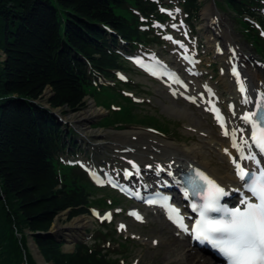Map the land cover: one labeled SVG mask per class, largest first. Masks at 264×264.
I'll list each match as a JSON object with an SVG mask.
<instances>
[{
  "label": "trees",
  "instance_id": "obj_1",
  "mask_svg": "<svg viewBox=\"0 0 264 264\" xmlns=\"http://www.w3.org/2000/svg\"><path fill=\"white\" fill-rule=\"evenodd\" d=\"M223 1L264 55V38L245 18L263 28L264 0ZM178 3L187 20L198 16V0ZM164 18L154 0H0V264H36L26 230L52 264H117L100 245L101 232L72 252L45 234L60 211L69 208L68 218L89 212L90 194L78 165L57 170L66 147L62 125L35 100L50 87L51 108L79 109L98 77L114 79L113 70L123 68L119 38L127 46L146 43L153 29L140 26Z\"/></svg>",
  "mask_w": 264,
  "mask_h": 264
},
{
  "label": "rangeland",
  "instance_id": "obj_2",
  "mask_svg": "<svg viewBox=\"0 0 264 264\" xmlns=\"http://www.w3.org/2000/svg\"><path fill=\"white\" fill-rule=\"evenodd\" d=\"M158 1L168 3L170 0ZM214 1L218 2V6L213 3V0H199L198 18L190 24L182 23L184 14L177 5V0H172L174 5L169 7L165 5L169 10L167 13L168 28H164L161 32L156 30L152 35V41L144 46H136L132 52L136 53L142 50L153 57L178 66L182 74L188 78L189 88L196 89L197 92L201 91L205 97L208 92L206 85L212 86L225 115L227 114L229 117V111L225 104L228 96L225 86L228 80L226 76L228 65L223 61L224 56L214 57L212 46L208 47V45L217 43L221 48L226 45V49L233 50L234 48L237 54L238 48L246 51L248 55L244 64L247 65V62L251 60L250 66L253 72L263 80L264 55L255 48L252 38L246 33L232 9L223 0ZM202 11L206 12L205 17L209 18L208 23H205ZM115 12L128 16L126 9L122 7H116ZM155 25L157 29L158 26ZM172 25H175L176 34L189 43L190 50L196 59L194 67L199 70L197 75L186 74L172 43L173 40H176L172 34ZM168 33L171 35V39H167ZM226 41L230 42L231 46L225 44ZM254 60L257 63H254ZM121 73L125 75L126 79H121L118 74L114 81H104L103 85L106 87L98 86L96 87L98 90L92 89L93 96H85L83 105L76 111L62 112V108H55L63 117L68 116L73 120L71 125H65L66 129L73 130L74 141L78 146L73 151L74 157L70 158V161L78 162L89 168H101L121 174L124 167H129L126 159L132 156L131 147L135 152V148L143 149L147 147H143L144 145L151 146L155 140H162L168 142L174 149L195 153L196 160L201 161L207 171L219 178L224 177L227 173L232 174V162L223 155V147L228 139L216 126L212 112L203 109L197 103L174 98L162 82L146 77L127 59L123 61ZM120 81L124 83H120ZM49 94L50 90L46 87L38 102L47 105L46 98ZM89 100H93L98 106H104L105 112L97 118L78 119L77 111L83 110ZM172 102L188 107L189 113L179 115L171 112L167 106ZM105 116L109 120L103 121L102 118ZM104 131L106 133H100ZM65 161L71 163L66 159ZM139 162L141 169L144 163ZM60 167L56 163L57 170H60ZM64 169L62 168V170ZM139 173L137 172L136 176ZM136 176H133V180ZM86 188L90 194L89 206L92 210H97L98 213L93 219L91 218V224L84 230L89 233V237L83 236L82 240L90 242L93 233L96 234L97 231L108 233L107 241L101 244L108 247V251L111 250L108 255L111 261L116 260L119 264H182L186 250L203 255V253L194 250L187 240H185L184 248H178L177 252L171 254H168L166 245L161 244L162 246L159 245L158 249L160 243L157 238L159 232H156L158 227L163 225L165 231L176 234L161 213L158 212L159 216L155 215L156 219L152 221L147 218L135 221L128 216V208L131 207V203L117 192L106 186H97L88 182H86ZM105 211H110L111 219L102 217V213ZM77 216L71 219L67 217V214L58 216L51 229L54 232L57 229L65 231L69 223ZM153 216L151 213L149 218H153ZM121 225L123 228L120 227ZM59 234L65 237L64 232H59ZM79 235L81 234L79 233ZM65 244L66 242L62 249L68 250L65 248ZM28 251L37 264L29 247ZM157 255H160L161 258H158Z\"/></svg>",
  "mask_w": 264,
  "mask_h": 264
},
{
  "label": "snow or ice",
  "instance_id": "obj_3",
  "mask_svg": "<svg viewBox=\"0 0 264 264\" xmlns=\"http://www.w3.org/2000/svg\"><path fill=\"white\" fill-rule=\"evenodd\" d=\"M167 39H171V37H167ZM185 58L187 59V57ZM232 72L236 77L238 91L243 96V103H249L248 88L244 80L240 78V74L235 68ZM255 107L257 111L248 112L241 119L250 126L251 144L255 145L261 154H264V110H262L264 95L256 102ZM209 110L215 113L217 121L224 128V120L219 110L214 105ZM224 135H229L227 130L224 131ZM242 143L249 145V140L242 139ZM232 146L240 151V161H253L260 165L256 155L254 153L245 155L234 138ZM225 152L227 154V150ZM129 163L137 172L139 171L134 162L129 161ZM232 163L236 176L244 182L243 188L250 196H242L237 207L222 206L219 201L230 193L204 172L196 170L189 183L192 194L199 195L203 203L201 205L192 204V209L198 212L199 219L192 227L191 235L194 240L202 244L207 243L217 251L224 257L227 264H264V168H258L257 171L246 170L236 158H232ZM130 175V172L125 171V176ZM183 195L188 198L189 191L185 189ZM147 202L149 204L156 203L152 200ZM162 206L165 207L168 218L181 231L188 233L189 229L184 224V218L180 215L179 209L170 204ZM210 213H219L220 215L213 217L209 215ZM130 215H133L137 220H142L138 213L132 212ZM104 218L111 219V214ZM120 227L123 228V225Z\"/></svg>",
  "mask_w": 264,
  "mask_h": 264
},
{
  "label": "bare ground",
  "instance_id": "obj_4",
  "mask_svg": "<svg viewBox=\"0 0 264 264\" xmlns=\"http://www.w3.org/2000/svg\"><path fill=\"white\" fill-rule=\"evenodd\" d=\"M202 14L206 20L205 23H208L209 18L205 17L206 12L202 11ZM206 37L208 36L206 35ZM227 38L230 39L229 36H227ZM228 41H226L225 44L231 46V43ZM209 46L211 45H208V47ZM225 47L227 48L226 45L224 46V48ZM212 48H214V43L212 44ZM226 50L228 54H231L230 50ZM225 52L226 51L222 49L221 53H214L213 56L215 57L220 54H224ZM247 55L248 53L246 51H243L241 48H238V54L235 56V60L243 69V76L245 79L244 82L246 84V87L248 88L249 103H243V97H241L238 93V85L236 83V80L233 76L229 74V70L227 74L228 80L225 85L228 92L225 104L226 108L229 111V117L228 119H226V124L224 128L227 129L229 135L226 136L228 138V142L223 147V155L227 156L229 159H232L235 155V152L231 146L230 139L234 138L235 141L240 144H243L242 139L248 138L250 126L245 124L244 121L241 119L242 115L244 113L252 111L254 102L256 100L255 97L257 92H260L262 95H264V80L262 79V77L260 78L257 74L253 72L249 62L247 65L244 64V62L246 63ZM162 84L167 87L168 91L173 95L174 98L180 97L187 102L194 101L195 103H197L198 106L202 107L207 111H209V109L212 108L213 105L215 106V108L217 107L218 100L214 89L210 85H206V90L208 91L209 96L204 97L201 91L197 92L196 89L192 90L187 84L179 85L175 82H162ZM86 104L87 105L83 110L77 111L78 119L83 120L87 118H97L106 110L103 106H98L93 100H89ZM167 109L179 115H186L187 113H189L188 107L181 106L176 102H172L170 105H168ZM68 118L71 119L70 117ZM224 128H221L222 135L224 133ZM100 133H106V131ZM143 147L146 148H135V152H133V147H131L132 156L128 157V159L130 160L126 159L128 163L129 161L134 162L138 166V168H140L139 161H142L144 163V166L142 167V174L147 171L146 174L150 176L159 175L161 178L164 177L169 178L170 180H175V173L185 170L188 167H195L196 169L204 172L211 179L216 181V183L220 184L225 189V191L229 192L230 194L234 192V184L239 182L236 176L234 175V170L232 174L227 173L224 177L219 178L207 171L201 161L196 160L195 153H186L184 151L174 149L168 142L162 140H155V142H153L151 146L144 145ZM225 150H227V154ZM160 169L163 170L161 171ZM229 198H231V196ZM151 213L152 215H154L153 218H149L151 216ZM155 215L159 216L158 213H156L155 211H151V209L148 208L147 210H144L142 212L141 217L145 219L147 218L149 221H152L156 219ZM90 224V217L86 215H78L69 223V226L65 231H63V229H57L56 236H60L58 232H64V238L67 242L65 248L70 249L72 247V242L74 241V239L77 237L80 238L81 236L79 235V233L81 234L83 230ZM158 228L159 229L156 230V232H159L157 235V238L160 242L158 246L166 245L168 254L177 252L178 248L185 247V239L182 236H179L178 234H172L170 231H165L163 225ZM160 246L158 247V249L160 248ZM31 247L33 249V254L37 261V264H51L45 259H43V257L37 251L34 245H32ZM157 256L158 258H161L160 255ZM182 264H215V262L212 258H209L208 256L194 254L192 251L186 250L184 252Z\"/></svg>",
  "mask_w": 264,
  "mask_h": 264
},
{
  "label": "water",
  "instance_id": "obj_5",
  "mask_svg": "<svg viewBox=\"0 0 264 264\" xmlns=\"http://www.w3.org/2000/svg\"><path fill=\"white\" fill-rule=\"evenodd\" d=\"M52 111H53L54 114H56V111H55V110H52ZM45 234L53 235L57 241H62L59 237H57V236L54 234V232H53L52 229L47 230V231L45 232ZM27 239H28V247H29V249L31 250L32 255L34 256V254H33V249H32V247H31L32 245H34V246L36 247L37 251L41 254V252L39 251V249H38V247H37V245H36V243H35V241H34V239H33V236H32L31 231H28ZM41 256H42V254H41ZM42 257H43V256H42ZM43 259H44V258H43ZM49 263H51V262L49 261ZM51 264H52V263H51Z\"/></svg>",
  "mask_w": 264,
  "mask_h": 264
}]
</instances>
